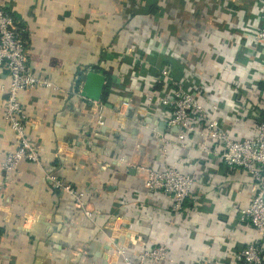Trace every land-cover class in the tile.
Masks as SVG:
<instances>
[{"label": "crops", "instance_id": "1", "mask_svg": "<svg viewBox=\"0 0 264 264\" xmlns=\"http://www.w3.org/2000/svg\"><path fill=\"white\" fill-rule=\"evenodd\" d=\"M2 2L24 28L30 66L54 85L20 94L41 163L22 161L9 176L2 163L16 148V137L4 119L2 87L9 86V75L0 70V264H125L116 256L119 245L136 264L141 251L161 243L171 248L164 264H205L208 259L232 264L234 253L256 238L251 224L238 221L240 209L249 204L251 178L205 157L195 147L197 136L188 140L189 148H181L160 111L154 126L172 142L168 157L159 161V138L134 121L132 110L121 109L122 97L141 104L138 88L148 81L141 84L125 74L129 57L113 61L105 53L114 45L129 52L139 44L153 54H168L177 74L200 80L204 101L230 110L234 94L245 85L249 104L256 106L264 99V82L256 85L264 78L262 49L251 35L238 34L250 1ZM156 40L161 43L157 50L151 47ZM93 70L109 79L107 99L100 100L106 105L103 128L97 102L75 88ZM115 75L119 81L113 82ZM222 117L235 137L251 135L255 126L252 118ZM135 165L196 172L194 197L185 210L175 213L169 195L149 192L147 173ZM49 171L86 191V207L95 219L86 208L74 206L66 192L50 186Z\"/></svg>", "mask_w": 264, "mask_h": 264}, {"label": "built area", "instance_id": "2", "mask_svg": "<svg viewBox=\"0 0 264 264\" xmlns=\"http://www.w3.org/2000/svg\"><path fill=\"white\" fill-rule=\"evenodd\" d=\"M249 1L244 20L245 25L242 30L238 31V34L251 35L255 43L260 45L262 49L260 52L262 54L261 70L264 72V0ZM212 14L216 18L213 9ZM250 18H252L251 21H249ZM253 20L258 23L253 24ZM24 33V28L12 13L5 9L0 0V70L8 73L10 82L8 87H2V90L6 92L4 119L16 137V148L9 151L2 163V167L9 176L18 170L22 161L41 163V151L30 136V116L26 106L21 102L20 94L34 88H51L54 85L53 81L36 73L30 66L28 42L24 38ZM151 44V47L157 50L161 43L156 40L151 41ZM243 44L240 50L245 52ZM156 54L160 57L168 55L145 51L139 44L129 52L115 45L107 48L105 53L107 59L111 58L114 61L130 58L129 72L125 73L126 75H130V78L140 81L141 84L148 81L147 85L138 88L143 98L141 104L136 105L135 109L133 100L131 103L129 99L122 97L121 109L132 110L134 121L147 127L153 136L159 138L160 151L157 156L159 161L168 157L169 145L172 141L159 126H154L155 114L158 111L161 112L168 131L175 134L177 144L181 148H189L188 140L198 137L195 147L205 157L219 165L238 168L246 172L251 178L250 199L249 204L240 209L238 221L240 224H251L255 229L256 238L247 243L245 247L238 249L232 256L231 263L264 264V99L262 98L256 106H251L248 102L249 89L242 85L234 94L235 98L230 104V110L224 109L219 103L204 101L202 99L203 84L200 80L195 82L191 77L177 74L173 64L163 65L157 73L151 72V60ZM263 82L264 78L256 85L260 86ZM82 87L83 85H77L79 94H81ZM262 93L264 94V87ZM95 102L98 104L99 112L97 122L103 128L107 123L103 114L106 105L102 101ZM220 116L252 118L255 126L251 135L235 137L232 133L233 126ZM205 157H202L203 160ZM135 169L147 173L145 184L149 192L162 191L172 198L175 213H182L186 208V203L194 197L193 190L198 181L196 172H183L171 165H159L158 168L135 165ZM49 172H51L48 174L50 186L66 192L74 206L86 208L85 214L95 219L86 207L88 200L86 191L73 186L55 172ZM114 247L116 256L125 259V264H135L127 256L124 245ZM170 252L171 248L161 243L141 251L136 264H164L169 259ZM205 264L216 263L208 259Z\"/></svg>", "mask_w": 264, "mask_h": 264}, {"label": "water", "instance_id": "3", "mask_svg": "<svg viewBox=\"0 0 264 264\" xmlns=\"http://www.w3.org/2000/svg\"><path fill=\"white\" fill-rule=\"evenodd\" d=\"M110 79L113 82L119 81L116 75ZM84 80L81 95L90 101L100 102L109 82L108 76L100 71L93 70L86 73Z\"/></svg>", "mask_w": 264, "mask_h": 264}, {"label": "trees", "instance_id": "4", "mask_svg": "<svg viewBox=\"0 0 264 264\" xmlns=\"http://www.w3.org/2000/svg\"><path fill=\"white\" fill-rule=\"evenodd\" d=\"M153 10L155 9V7L154 8H152ZM157 55H159V54H156L155 56H153V57H155V58H153L152 60H151V62H152V65H151V68H150V71L151 72H153V73H157V71L158 70H160L161 69V67L163 66V65H165V64H174V60H173V58H171V57H160V56H157ZM83 80L82 79H80V83L78 82L77 84H76V87L75 88H77V85H81ZM108 88V87H107ZM107 96H108V90L107 89H105V92L103 93V100H106L107 99Z\"/></svg>", "mask_w": 264, "mask_h": 264}]
</instances>
